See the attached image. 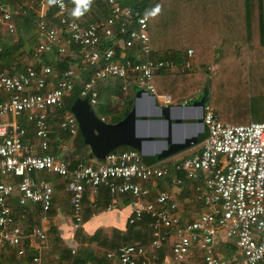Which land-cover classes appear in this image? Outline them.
<instances>
[{
    "label": "built area",
    "instance_id": "built-area-1",
    "mask_svg": "<svg viewBox=\"0 0 264 264\" xmlns=\"http://www.w3.org/2000/svg\"><path fill=\"white\" fill-rule=\"evenodd\" d=\"M47 0H28L29 5ZM105 8L104 21L86 25L71 17L72 0L53 5L52 22L46 14L39 16L37 36L31 60L34 66L12 75L0 68V248H12L26 256L23 243L44 242L43 229L33 227L28 232L16 223L10 198L17 193L21 218L29 214L27 205H37L43 220L51 208L54 187L45 179H33V173H45L66 181V191L74 219L73 227L82 224L84 193L106 188L110 196L130 195L144 198L150 193L148 184L172 177L175 185L194 182L193 195L203 212L197 219L183 224L176 216L177 203L166 192H159L152 203L134 207L131 223L149 216L152 240L149 247L139 243L122 245L116 253L107 255L113 264H148L157 260L162 242L170 239L173 264H186L193 247L203 254V264H264V121L244 125L222 122L209 101L203 112L206 136L201 150L172 166L148 165L142 155L131 148L110 152L99 163L70 164L50 154L48 117L64 108L67 93L74 91L78 80L77 65H70L61 78L50 65L41 64L51 56L69 57L72 48L78 50L81 65L88 78L78 88V97L96 107L98 83L113 80L118 85L115 103L123 104L132 87L158 97L164 104L169 96H158L153 78L160 72L189 75L198 67L193 63V51L188 50L179 61L153 54L148 35V17L134 13L117 0H93ZM16 4L0 0V29L16 44V18L24 15ZM74 25V26H73ZM102 42L106 44L103 45ZM119 49V50H118ZM117 51H120L119 53ZM3 52L0 44V55ZM125 52L137 53L135 59ZM206 71L215 72L210 67ZM104 122V119L101 118ZM33 127L37 146L23 143L25 126ZM60 131L69 137L78 134V123L72 114L59 123ZM62 149L66 144L61 145ZM43 154H37V150ZM18 179L13 185L4 177ZM233 240L235 255L219 259L215 250L219 242ZM241 256V262L237 261ZM24 264L43 263L37 254Z\"/></svg>",
    "mask_w": 264,
    "mask_h": 264
},
{
    "label": "crops",
    "instance_id": "crops-1",
    "mask_svg": "<svg viewBox=\"0 0 264 264\" xmlns=\"http://www.w3.org/2000/svg\"><path fill=\"white\" fill-rule=\"evenodd\" d=\"M9 1L13 4H16L18 8L22 9V11L26 12L32 9L33 5H38L40 7L39 11H33L38 17V20L39 16L42 13H45L46 19L48 21L52 22L53 24L56 22V20L53 19L54 13L50 18L47 17L49 13L55 11L53 5L49 6L47 2H45L44 4L37 3L29 5L28 0ZM97 7L99 8L98 10L100 12H102L105 16L107 15L105 8L101 6ZM22 16L24 15H20L16 18V36L17 29H21L19 23L22 20ZM82 18H84L85 20L88 19L97 21L95 16L89 11ZM82 18L79 19V21L84 24L85 21ZM88 22L86 24H88ZM5 42L13 44L9 41L7 35L0 29V44L2 45V48L4 47ZM16 44H19V41ZM188 50L193 51V63L197 65L198 68L191 74L187 75V77L196 75L198 73H203L206 80H211L212 77L217 74L220 68L217 61L220 52L215 53L214 61L212 63L207 64L203 67L200 62L196 61L194 50L191 48L179 51L177 53H173L172 51H169L167 53L155 52L152 49L153 54L156 57L162 58L163 56H166L165 54H168L167 57H170L175 61H179ZM125 54L130 55L134 59L137 56V53L134 55V53L132 52H125ZM176 56L178 60L175 58ZM11 58L13 59V61H9L8 56L5 57V62L12 65L13 63H15L14 61H18V59H20L21 57H17V54H15V56H11ZM3 64L5 63L1 62L0 59L1 69H3V67H1V65ZM72 65H77L78 68L79 78L75 83V88H79L81 84L88 78V71L83 68L80 63ZM205 67H210L211 69L215 70V72L206 71L204 69ZM54 74L56 75V77H58L59 75V73H56V71H54ZM162 74L178 75L176 73L170 72H163ZM203 86L195 88L185 96H181L180 98H176L175 100L172 99L168 94L160 95L157 93L158 96L167 95L170 98V103L164 104L163 102H161V100H159L158 97L156 98L154 96L155 105L160 109L159 113V111L156 112L152 109L147 100L138 99V94L141 90H138L134 87L131 88L130 97L127 101H125L123 104L115 103L114 97L118 95V85L115 82L110 83L109 81H106L100 82V84L98 85V103L100 102L102 107L104 106V112H110L112 115H114V117H118L125 111L126 107L124 105H126L128 101H131L132 109L137 104L138 114L143 115L146 113L149 115L155 113L154 115L150 116L151 118H162L156 117L155 115H161V113H163L162 110L165 107H169L170 110V106L176 105L177 108L174 107L170 111V119H177L184 125H173L171 131V142L180 143L182 140L193 136L195 137L196 142L194 144H189V146L179 149L175 152L166 154L165 156H161L162 154H156L154 152H157L166 147V141L163 140L166 139L167 128L164 123L158 124L157 126H159V128H157L154 123H150L148 125V135L150 134L154 137L155 140L159 141L157 143L148 144V152L151 153L150 155H142V160L145 164L172 166L201 150L202 142L206 136L205 128L203 126L202 129L199 125L192 124L199 123L198 121L203 118V112L200 113V109L193 105L195 103L197 104L200 101V99L204 95V92L207 93V101H209L208 89L203 88ZM185 103L189 107H178L182 104L184 105ZM63 109L64 110L61 113V119L65 115L72 114L66 108V106H64ZM98 118L100 120L101 118H103L105 119L104 123L110 124L108 122L109 118L105 114H102V116ZM58 125H55L54 123L53 130H51L49 134V137L51 136L49 150L50 154L55 155L56 157L69 162L70 164L82 162L85 158L86 161L82 163L95 164L97 160L91 156L90 149L87 146H84L83 140L80 135L77 134L74 137H69L67 134L60 131ZM26 126H30L28 128L31 129V132L27 134L26 140L30 144L37 146L32 126L29 124H26ZM62 144H66L65 149L61 148ZM120 148L116 150H119ZM36 153L39 155L43 154L39 149ZM31 178L45 179L54 187L53 201L51 208L47 214L46 220L42 219V216L40 214L41 211L39 212V207L37 205L31 204L27 205L26 207L29 210L28 217L26 219L21 218V208L17 203V193H15L10 198V207L13 211L16 223L22 228L28 230L32 229L33 227H38L44 230L46 235V240L44 242H39L37 240H26L23 243V248L24 245L27 247V250L25 251H30L31 253L35 252L32 254H38L41 257L43 263L113 264V261L108 258L107 255L109 253H116L118 248L122 245L139 243L145 247H149L152 240V231L149 228L150 218L149 216L144 215L143 219L140 222L135 223L134 225V223H131V218L133 215L132 212L134 207H141L146 203H152L155 205V199L159 192L168 193L172 202L177 203L178 207L176 210V216L179 217L180 222L183 224L197 219L198 216L203 212L201 204H199L194 199L193 186L195 183L188 181L180 185H175L173 183L172 177L169 176L164 180L153 181L149 183L148 187L150 193L147 197L144 198H134L130 195H117L112 197L110 196L106 188L98 189V191H96L95 193H91L89 190H86L82 201V224L78 229H74V219L72 214V207L70 204V196L65 189L66 185L63 184L64 180L53 175L37 172L33 173L31 175ZM2 179L3 177L0 178V180ZM4 180L7 183H11L13 185H16L18 183V179L12 176L4 177ZM155 208L158 209L159 207L155 205ZM171 238H173V231L169 230L167 240H164L162 242V247L157 252V260L148 262V264H173L170 243ZM13 250L14 249L10 248L9 256H11L10 253H13ZM15 256L17 258H25L18 256L16 254V251ZM201 263L203 264V254L196 247H193L191 253L188 256L186 264Z\"/></svg>",
    "mask_w": 264,
    "mask_h": 264
},
{
    "label": "trees",
    "instance_id": "trees-1",
    "mask_svg": "<svg viewBox=\"0 0 264 264\" xmlns=\"http://www.w3.org/2000/svg\"><path fill=\"white\" fill-rule=\"evenodd\" d=\"M117 2L134 13L148 17V35L155 52L177 53L191 48L194 50L196 61L203 67L212 63L215 53L220 52L217 58L220 68L211 80H206L203 73L187 77L163 75V72H160L153 78L158 94H168L175 100L204 85L203 88L208 89L210 104L222 122L244 125L253 122L255 117L258 118L257 122L264 121V0H117ZM97 6L92 3L89 12L97 21H104L106 16ZM157 6L159 12L154 16L150 15ZM53 13L55 11L49 13L47 17L50 18ZM21 18L19 24L23 35L34 31L33 38L38 43L37 24L36 27L34 24V21L38 23V17L30 11L25 12ZM82 19L85 21L84 24L88 21L93 22ZM24 46L21 37L19 44L4 43L0 59L5 63L1 67L6 74L12 75L34 66L35 63L31 60L33 49L29 50L27 55V52L22 50ZM71 50V56L42 59L43 64L53 66L54 71L59 73L58 78H61L62 73L70 65L81 64L78 50L74 48ZM15 54L21 57L18 61H14L12 65L5 62L7 56L9 61H13L11 56ZM165 55L163 57H167L168 54ZM175 58L177 59V56ZM125 107V111L118 117L111 114L108 122L115 124L126 117L132 109V102L128 101ZM63 110L62 108L49 114L50 131L53 130L52 122L57 120V114L61 115ZM28 127L30 126L24 127L26 134L22 137L23 143L28 142L27 134L31 132ZM124 149L128 147L119 150ZM85 161L86 158L82 162ZM24 249L27 250L25 245ZM235 252L233 243L219 242L215 256L219 259H230ZM32 253L28 251L23 259L15 256V250L10 253L11 256L1 253L0 264H24L34 256Z\"/></svg>",
    "mask_w": 264,
    "mask_h": 264
},
{
    "label": "water",
    "instance_id": "water-1",
    "mask_svg": "<svg viewBox=\"0 0 264 264\" xmlns=\"http://www.w3.org/2000/svg\"><path fill=\"white\" fill-rule=\"evenodd\" d=\"M138 99L147 100L154 111L160 109L155 105V97L144 91H139ZM207 101V93L204 92L200 101L193 106L200 109V113L204 112V105ZM177 106L165 107L161 115H155L162 118H151L152 114H138L137 104L131 110V112L120 122L116 124H106L102 122L90 109V105L87 100L77 99L75 104L71 106L70 112L76 118L78 123V134L83 140L84 146H87L91 151V156L97 160L96 163L103 161L105 157L120 147H128L138 151L141 155L146 156L151 153L148 152L149 143H157L159 140H155L153 136L148 135V125L154 123L157 126L160 123H164L167 128L166 147L161 149L156 154H170L179 149L194 144L196 142L195 137H190L182 140L180 143L171 142V131L173 125H184L179 120L170 119V111ZM180 108L189 107L186 103L178 106ZM192 125H199L203 129V119ZM162 137V136H161ZM164 138V137H163ZM152 153V154H154Z\"/></svg>",
    "mask_w": 264,
    "mask_h": 264
},
{
    "label": "rangeland",
    "instance_id": "rangeland-1",
    "mask_svg": "<svg viewBox=\"0 0 264 264\" xmlns=\"http://www.w3.org/2000/svg\"><path fill=\"white\" fill-rule=\"evenodd\" d=\"M39 8L40 7L38 5H33L32 6V9L28 10V12H30V11H32V12L33 11H39ZM34 22H35L34 24H35V27H36L37 21H34ZM33 36H34V31L31 32V33H29V34L23 35L22 30L21 29H17V37H19V39L21 37V41L25 45L22 50L25 51V53L27 52V55H29V50H32L36 46V44H37V40H35V38H33ZM8 39L11 42V40H10L9 37H8ZM55 58H59V57H57V56H51L50 57V59H55ZM48 60H49V58H48ZM40 63L43 64V60H41ZM52 68H53V70H55L53 66H52ZM109 82L110 83H114L113 80H110ZM99 84L100 83H98V85ZM98 85L96 87V90L97 91H98ZM77 99H79L78 98V88H75L74 91L69 92V93L66 94L65 99H64V105L66 106V108L68 110H70L71 106H73L75 104V102H76ZM103 107H102L101 103L99 102L96 107L90 106V109L92 110V112L95 114L96 117H100V116H102V114H105L109 119H111V113L110 112H104L103 111L104 110ZM57 116H58L57 120H55V121L52 122V123H55V125H58V123H59L60 118H61L62 115H60L58 113ZM256 120H258L257 117H255L252 121L253 122H257ZM63 184H66V181H64ZM225 240H226V242L233 243V240H228V239H225ZM9 251H10V248H5V247L0 248V254L1 253L2 254H9ZM241 260H242L241 256L237 255V261L241 262Z\"/></svg>",
    "mask_w": 264,
    "mask_h": 264
},
{
    "label": "clouds",
    "instance_id": "clouds-1",
    "mask_svg": "<svg viewBox=\"0 0 264 264\" xmlns=\"http://www.w3.org/2000/svg\"><path fill=\"white\" fill-rule=\"evenodd\" d=\"M93 0H72L74 7L71 11V17L74 20L81 19L91 8ZM49 6L62 4V0H47ZM159 6L150 15H156L159 12ZM74 26V25H73Z\"/></svg>",
    "mask_w": 264,
    "mask_h": 264
}]
</instances>
